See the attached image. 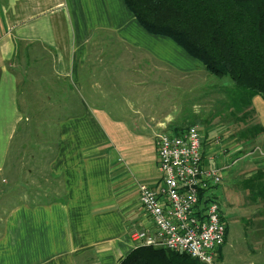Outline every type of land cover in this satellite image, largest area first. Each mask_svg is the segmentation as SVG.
Returning a JSON list of instances; mask_svg holds the SVG:
<instances>
[{"label":"crops","instance_id":"crops-1","mask_svg":"<svg viewBox=\"0 0 264 264\" xmlns=\"http://www.w3.org/2000/svg\"><path fill=\"white\" fill-rule=\"evenodd\" d=\"M198 71L173 42L147 34L123 0H0V198L15 203L0 216V264H119L134 250L137 184L161 183L155 135L185 127L170 111L181 90L171 77ZM45 74L80 110L57 119L54 143L24 161L19 81ZM247 108L241 122L259 133H203L205 164L263 147L264 101Z\"/></svg>","mask_w":264,"mask_h":264},{"label":"rangeland","instance_id":"rangeland-1","mask_svg":"<svg viewBox=\"0 0 264 264\" xmlns=\"http://www.w3.org/2000/svg\"><path fill=\"white\" fill-rule=\"evenodd\" d=\"M188 76L187 79L181 76L171 77L173 85H179L181 89L178 92H172L179 97L175 101L177 107L172 109L169 105L179 125L196 126L201 134L228 128V131L244 140L259 133L256 126L247 129L246 122H241V116L248 108L241 107L242 102L237 96L239 89L228 78H216L206 71L189 73ZM28 78L27 85L23 84L22 80L19 81L23 91L19 101L25 118L20 134L27 133V136L25 140L20 141L22 144L18 146L25 145L20 152L24 156V161L27 160V154H34L33 151L36 150L34 146L48 148L54 143L58 116L64 117L69 112L80 110V108L70 106L73 103L68 98L70 95L66 91H61L62 88L58 85L61 83L53 82L48 74ZM51 86H54V94L60 93L55 99L62 104L52 105L45 100L46 95H49L48 99L51 98L50 95L53 92ZM167 105L168 101L165 103L158 101V107L162 108ZM14 142L16 141H13V144ZM256 148L263 153L261 154L259 150L254 151ZM249 151H242L239 156L245 153L247 156L234 166L228 165L229 167L222 173V182L216 190L209 192L217 198L223 219L228 227L226 242L220 252L218 250L215 254L213 264H264V218L261 215L263 205L253 204L248 198V193L241 186L244 178L255 172H264V167L259 164L264 162V144L263 147L259 144L255 145ZM223 154L226 153L223 152ZM20 158L19 153H15L14 158L12 155L13 164ZM3 184L2 177H0L1 195ZM14 204V202L0 198V216L4 214L5 209H9Z\"/></svg>","mask_w":264,"mask_h":264},{"label":"trees","instance_id":"trees-1","mask_svg":"<svg viewBox=\"0 0 264 264\" xmlns=\"http://www.w3.org/2000/svg\"><path fill=\"white\" fill-rule=\"evenodd\" d=\"M123 3L147 34L170 40L208 74L228 78L239 89L241 107H249L254 97L264 101V0H123ZM48 96H45L48 103L62 104ZM24 122L25 118L21 125ZM241 186L253 204L263 205L264 218V172L244 178ZM227 232L228 227L226 237ZM119 264L203 263L185 253L139 247Z\"/></svg>","mask_w":264,"mask_h":264},{"label":"built area","instance_id":"built-area-1","mask_svg":"<svg viewBox=\"0 0 264 264\" xmlns=\"http://www.w3.org/2000/svg\"><path fill=\"white\" fill-rule=\"evenodd\" d=\"M155 140L161 183L157 189L137 184L141 221L129 230V239L135 248L181 252L213 264L225 243L227 226L217 198L209 192L222 182L228 165L234 166L247 155L223 167L205 164L203 138L196 126L157 133Z\"/></svg>","mask_w":264,"mask_h":264}]
</instances>
